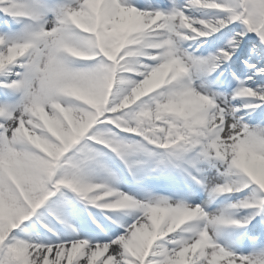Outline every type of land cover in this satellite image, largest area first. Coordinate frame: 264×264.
<instances>
[{"label": "snow or ice", "instance_id": "1", "mask_svg": "<svg viewBox=\"0 0 264 264\" xmlns=\"http://www.w3.org/2000/svg\"><path fill=\"white\" fill-rule=\"evenodd\" d=\"M0 264H264V0H0Z\"/></svg>", "mask_w": 264, "mask_h": 264}]
</instances>
